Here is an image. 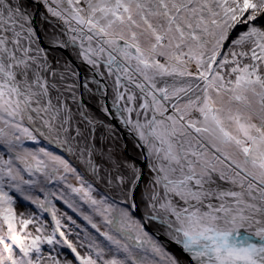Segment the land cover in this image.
Returning <instances> with one entry per match:
<instances>
[{
  "label": "snow or ice",
  "instance_id": "6c2138e0",
  "mask_svg": "<svg viewBox=\"0 0 264 264\" xmlns=\"http://www.w3.org/2000/svg\"><path fill=\"white\" fill-rule=\"evenodd\" d=\"M0 149V264H264V0H0Z\"/></svg>",
  "mask_w": 264,
  "mask_h": 264
},
{
  "label": "water",
  "instance_id": "95a60500",
  "mask_svg": "<svg viewBox=\"0 0 264 264\" xmlns=\"http://www.w3.org/2000/svg\"><path fill=\"white\" fill-rule=\"evenodd\" d=\"M37 11V15L35 17L34 20V27L37 30V35L40 36L41 40H42V35L40 32V29L42 28H48V30L51 29V25L45 21L43 19L44 15H47L46 10L44 9L43 5H39V7L36 9ZM49 19H54L52 17H49ZM43 42V41H42ZM43 45L46 47L45 43L43 42ZM58 49L60 52H62L66 59L73 65V67L80 73L81 78H83L85 75H87L86 72V68L89 69V67L86 64H83L75 55V53L71 50V49H60V48H55ZM72 53H69V51ZM75 58H74V56ZM85 103H92L90 100H87L85 98ZM116 123V122H114ZM117 129L118 132L120 134H122V136H124V145L126 146H122L120 140L118 142V147L121 148V152L123 154H125V156H127L128 159L130 160H135L138 163L141 162V158L140 156H138L137 154H134V152H132V149L129 146V139L132 140L133 142L137 143L133 138L129 137V135L127 134L126 130H124L121 126H119V124L117 123ZM143 166V165H141ZM147 230L149 231L150 234H152L155 238H157L167 249L173 251L178 258L184 262V264H190L189 261V257L182 251V249L180 248V246L176 245L175 243H173L163 232L162 229H158L155 225L152 226H148ZM159 232V235H157L156 233Z\"/></svg>",
  "mask_w": 264,
  "mask_h": 264
},
{
  "label": "rangeland",
  "instance_id": "374dc122",
  "mask_svg": "<svg viewBox=\"0 0 264 264\" xmlns=\"http://www.w3.org/2000/svg\"><path fill=\"white\" fill-rule=\"evenodd\" d=\"M46 10V9H45ZM47 30V31H46ZM40 32H41V37H42V40H41V38H40V40H41V44H42V46H44L43 45V42L45 43V45H46V49H48L49 50V52L51 53V57H57V58H60V60H61V62H64V61H68L67 59H66V57H65V55L62 53V52H60L58 49H55V48H49V46H48V44L46 43V41H45V33L46 32H48V29H40ZM40 37V36H39ZM43 41V42H42ZM69 51V53H71L70 52V50H68ZM71 55H72V53H71ZM74 56V55H73ZM74 58H75V56H74ZM69 62V61H68ZM71 64V63H70ZM71 66L73 67V65L71 64ZM74 68V67H73ZM75 69V68H74ZM86 70V72H87V76H88V78H89V80H91V72H90V70L89 69H85ZM85 98H88L87 96H85ZM88 100H90L89 98H88ZM91 101V100H90ZM110 101H111V81H109V103H110ZM92 103H95L94 101H91ZM98 135H99V132H98ZM121 142H123V141H121ZM130 148L132 149V152H134V154H137L138 156H140V158H142V153H141V150L139 149V148H137L136 147V143L135 142H133L132 140H130ZM117 147H118V145H117ZM119 148V147H118ZM0 151H2V149H0ZM122 153V152H121ZM122 155L124 156V157H126L127 158V156H125V154H123L122 153ZM128 159V158H127ZM73 183H75V181L73 180L72 181ZM61 208H62V210L63 211H66V212H68V215H71L72 217H73V219H75L76 221H77V223L78 224H81V225H83L84 224V222L82 221V219L81 218H79L75 213H73L70 209H67V208H64L62 205L60 206ZM16 208H17V211L19 212V211H22V210H24V209H30V210H32V211H35V209L31 206V204H29L28 202H25V201H23L22 199H18V201H17V205H16ZM45 219H48V217L47 216H45ZM75 230V229H74ZM154 237V236H153ZM70 238H73L74 239V237H70ZM154 239H156V240H158L157 238H155L154 237ZM159 241V240H158ZM159 243H161L160 241H159ZM162 244V243H161ZM163 245V244H162ZM164 246V245H163ZM165 247V246H164ZM165 249H166V251L167 252H169V253H171L172 255H174L178 260H180L179 258H178V256L173 252V251H171V250H169V249H167L166 247H165ZM45 251L47 252L48 251V249H47V246H45ZM64 251V253L65 254H67V255H69V258H71V255H70V253H68V250L67 249H64L63 250ZM181 261V260H180Z\"/></svg>",
  "mask_w": 264,
  "mask_h": 264
},
{
  "label": "bare ground",
  "instance_id": "6f19581e",
  "mask_svg": "<svg viewBox=\"0 0 264 264\" xmlns=\"http://www.w3.org/2000/svg\"><path fill=\"white\" fill-rule=\"evenodd\" d=\"M43 29H48V28H45V27H44ZM46 31H47V30H46ZM48 31H49V30H48ZM86 99L88 100V98H86ZM120 133H121V132H120ZM120 133H119V135H120V142L123 141V142H121V143H122L121 145H122V146H125V145H124V143H125V142H124V136H122V134H120ZM128 141H129V145H130V139H129ZM117 145H118V144H117Z\"/></svg>",
  "mask_w": 264,
  "mask_h": 264
}]
</instances>
